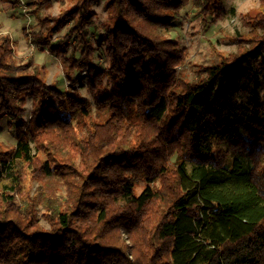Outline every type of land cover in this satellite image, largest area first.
Instances as JSON below:
<instances>
[{
  "label": "trees",
  "instance_id": "16d2710c",
  "mask_svg": "<svg viewBox=\"0 0 264 264\" xmlns=\"http://www.w3.org/2000/svg\"><path fill=\"white\" fill-rule=\"evenodd\" d=\"M54 1L29 4L41 29L23 34L61 58L68 90L0 32L17 139L0 142V264H264V0L192 81L170 35L189 4L218 20L223 0H105L100 26L98 0L43 18Z\"/></svg>",
  "mask_w": 264,
  "mask_h": 264
},
{
  "label": "rangeland",
  "instance_id": "374dc122",
  "mask_svg": "<svg viewBox=\"0 0 264 264\" xmlns=\"http://www.w3.org/2000/svg\"><path fill=\"white\" fill-rule=\"evenodd\" d=\"M5 1V2H4ZM34 0H0V32L9 34L14 42L16 55L20 60L27 61L33 59L38 65L45 69V80L48 85L57 82L61 90H68L69 83L63 74L60 57H53L47 51L41 52L31 46L25 39L24 29L32 28L39 31L41 27L32 14L33 8L29 6ZM226 10L225 16L221 19H209L203 17L197 10L189 4L182 12V18L175 23L174 32L170 35L176 40L182 49L188 54L186 64L178 68L183 76L192 81L195 80L197 70L201 67L211 66L219 63L218 54L229 55L238 50L237 38L247 37L249 29L243 23V18L247 15H256L261 8V0H223ZM73 0H67L62 7L57 1L46 10L42 11V17L58 16L60 12L69 9ZM105 0H98L93 7L96 13L95 24L100 26L108 20V14L104 10ZM33 25V26H32ZM66 30L54 33V37L63 36ZM95 39V32L92 29L90 36ZM96 63L103 64L98 54L94 57ZM84 96H88L86 88H79ZM33 101L27 100L25 120H30ZM11 120L4 117L0 120V142L8 148H13L16 143L15 129L11 125ZM32 147L34 145L32 144ZM232 156V154L230 153ZM174 161V160H173ZM36 184L34 185V188ZM145 188V184L136 187V194L139 196ZM18 203V202H17ZM40 222L43 226L49 227L42 217Z\"/></svg>",
  "mask_w": 264,
  "mask_h": 264
}]
</instances>
